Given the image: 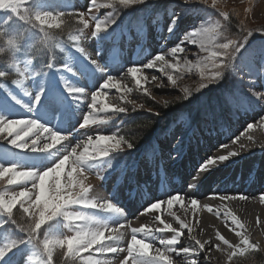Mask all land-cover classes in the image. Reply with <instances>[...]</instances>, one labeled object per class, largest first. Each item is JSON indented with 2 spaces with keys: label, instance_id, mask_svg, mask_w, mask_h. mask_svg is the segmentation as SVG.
Returning <instances> with one entry per match:
<instances>
[{
  "label": "rangeland",
  "instance_id": "rangeland-1",
  "mask_svg": "<svg viewBox=\"0 0 264 264\" xmlns=\"http://www.w3.org/2000/svg\"><path fill=\"white\" fill-rule=\"evenodd\" d=\"M170 1L172 2L170 3ZM6 2L9 3V7H0V22H2V19L4 21L9 18L7 25L9 37H6V35H3V31H0V52L2 50L1 48H5L6 46L11 48L8 57L6 58V65H8V68L2 69L1 65L3 64L0 63V71H9L12 74H16L19 79L24 81L23 88H26L28 92L35 91L36 88L37 92L41 89H45L42 94L43 97H41L40 102L37 104H33L32 98L36 95V91V93L33 94L32 92H29L31 95L23 98V102L29 107H26L27 111L23 113L24 116L21 118L28 117L30 119V116H32L33 119H35L36 109L45 111L49 106L47 102L49 103L52 95H54V92L56 91L59 95V92L55 89V87L53 88L54 83L51 82L53 76L50 75L55 72L58 65L65 64L64 67H76V70L78 71L85 69L86 63H89L92 67V63L84 54L86 53L92 60H96L101 66L100 69L96 68L95 65L93 67L98 70L104 69V75L106 76V74L112 75L108 74L112 71V69L107 66V62L102 60L103 56L110 55L113 59L119 61V66L117 67L118 74L112 75L116 80L114 83L117 82V80L119 82L117 87L108 89L107 91L100 90L99 87L95 89L102 93H107V95H101L98 97V102L95 107L97 109H101L103 104H109L112 106V108L96 113L105 118L111 117L107 122H100V126L96 127H94L93 124L87 125L85 128L80 127L84 114L91 111L88 108V104L91 103L90 98L80 104L79 117L80 115L81 117H78L79 121L69 124L70 129L62 132L64 133V137H67V139L62 145L57 146V148L53 150H46L37 154H22V151H24L23 149L17 148L16 146L8 143V140L11 139V137H7V134H0V163H15L18 166V170L28 168V166H23L19 162L21 155H25V157L29 160H35V162L38 163L37 167L35 168L32 166L33 168H30L41 171L54 165V163L60 158H68L66 169L60 174L61 185L57 193H47L45 200H39V197H35L33 192L32 199L39 201L41 211L45 210L44 204L46 201L52 204L55 203L56 199L59 197L67 198L69 193H78L81 186H92L88 196L89 199H93V196H91L92 192H94L96 197H99V194L105 189L103 188L102 190V184L104 183L103 180L106 181L109 177L108 175L112 173V169H110L109 164H103L101 161H98L96 163L92 162L91 164L85 162L84 165H79L76 161L77 157L80 156L89 136L93 139H95L98 134L113 136L115 139L122 137L118 135L117 132H120L123 127H119L116 123L110 124L114 116L122 113L114 112L113 108L115 106L125 109L127 122L128 119L133 117V115H143L145 118H150L151 121H153L155 131L160 130V132H162V137L158 139L157 142V149L164 146L167 148L169 147L171 150L176 148L178 150L179 145L182 142L181 152L176 153L178 158L179 156H183L185 153L188 139V145L189 143L193 145L200 144L203 140H207L211 136L220 134L224 127L221 128L220 123L217 125L210 124L213 122L211 119L216 116H214V114L209 115L207 106H204L203 110L205 116H200H204L205 118L202 121V125L199 128L197 127L193 133V128L186 122V115L179 114L177 116H172L173 114L167 112L170 108L168 109L165 104L176 99H179L178 103L182 104V102H187V100L197 96L198 93L206 90L210 86L220 89L223 87L225 75L229 76L233 74L234 77L231 78L234 80L233 83L235 84L233 85L230 82V89L232 91L225 93V104L223 105V108H225V111L227 112V119H230L227 125L228 128L226 127V131L231 130L234 126H236V121L240 118L250 117L255 114H259L260 118L263 117L264 121V51H262V47H264V0H215V7H213V0H169L170 4H166L164 9L159 11H155L151 7L142 11L138 9V7L133 6L141 2L124 6L120 5L118 0L116 3L115 0H96V6L92 9L93 19L89 20V26L87 28L79 23V18L74 14V12H85V18H87V13L89 11L88 0H6ZM144 2L145 0H142V3ZM116 8H121L122 11L116 12ZM45 11L52 12L54 15L70 13L72 11V13L76 16L75 20L77 25L71 30L68 29V26H63L62 23L60 27L50 28L48 24H41L35 19L37 13H43ZM228 12L231 17L233 15L237 18V21L234 20L237 24L240 22L242 27L245 26L246 29L252 30L251 32L254 33H252L251 36H248L249 32H245L246 34L243 36L238 33L231 34L228 31L226 33L224 25L227 18L223 14H227ZM58 18L61 20V16ZM96 19L101 22L100 32H103L104 35H106L105 38L98 36L97 39H95L96 37H93L92 35L93 31H95ZM112 20L115 22L111 23L110 21ZM50 23L55 22L50 21ZM106 23L108 24L107 30L104 29V25ZM216 25H220L222 29V34L216 37V43L226 42L224 37L236 39L239 43H246L245 37H248V40L250 41L247 43L246 49L242 50L235 56L229 57L231 67L225 69L219 79L208 81L207 79L202 78L201 70L204 69L206 65L210 67V61H207L204 58L208 57L209 52L214 51L215 49L209 48V51H202L199 43H190L188 40H185V37L196 28H211ZM13 26L17 28L16 32L14 31ZM261 31L263 33H260ZM113 40L116 42L111 43ZM181 41L187 43L181 46L184 50L182 52H178L175 56L171 55L170 50ZM204 42L207 45V38H204ZM80 45L83 47L84 53L75 49ZM153 45L156 48H153ZM74 51L75 53L73 54V58L72 53ZM33 52L35 53L38 61L44 59L40 68H35L32 65L30 55ZM165 52H167V54H165ZM133 53L137 55L136 65L135 63H131L132 61H124V58H129V56L130 58H134L132 56ZM157 54L164 55L165 60L168 61L167 66H161L160 63L157 62L155 68L140 69L135 77L132 76L131 73H128L127 69L129 67H142L149 60L154 59ZM72 59L79 62L71 63ZM177 62H179L180 67H173V65H176ZM17 68L19 69V73L16 71ZM60 69L63 68H58L56 71ZM42 72H45V76H48V87L46 83L41 82L38 86H34L33 90L29 89L27 84L30 82L33 84L35 80L38 79V76H41L40 73ZM25 74H27L26 78ZM36 74H38L37 77L35 76ZM168 75L173 76V79L175 80L174 84L167 79ZM206 75L207 72L205 71V76ZM137 79L140 80L139 85L136 83ZM0 83L6 85L7 88V90L0 88V114L8 116L9 118H18V115H23L20 112L19 114L9 116L10 112L12 114V110L14 108V99L12 96L17 98L20 90H10V85L5 84L2 79H0ZM201 83L206 84V87L200 88ZM99 84H102V82L98 83V86H100ZM75 87L85 90L82 86ZM49 88H51V90L48 91L50 94L47 92V89ZM184 89H188L191 95L185 93ZM85 91L88 92L89 90ZM9 93H11V95ZM186 96L187 98H185ZM77 99L80 100L81 98L77 97ZM59 100H61V98H59ZM64 103L65 102H61L60 104V108L63 109V111L61 109L59 111L62 112L57 111L59 109L58 107V109L56 108V110L53 111L54 115H51L53 119L56 118V115L60 116L61 114L64 115L67 113L63 107V105L66 104ZM71 106L73 105H70V107ZM252 107H255V109L252 110ZM230 108L231 110L229 111L228 109ZM52 117H50V119ZM67 118L68 123L78 119L71 118L70 111L68 112ZM75 124H77V128L71 130ZM178 135H180V138H178ZM60 139H63V137H60L55 141L51 139L43 141L38 147L40 149H44L46 145L52 147L55 144H59ZM191 144L189 146H191ZM256 144L257 141L254 142L251 140V142H245L242 145L250 147L251 145L254 146ZM121 147L124 149L127 147V144L122 143ZM229 148L234 151L233 148ZM30 150L33 151L32 148H30ZM252 167H254V165H252ZM81 168L83 169L84 177L87 179H80L79 170ZM71 170L76 178V181L73 184L68 183L69 177L67 173ZM142 170L143 169H141V171ZM63 175L64 177H61ZM112 175H110V177ZM215 175H217V173H214V177ZM148 176L151 177V175ZM132 178L134 177L132 176L130 179ZM26 184V187L29 189L32 188L31 181H27ZM111 184L114 186V183ZM107 185L110 184L107 183ZM144 185L147 186L146 183ZM22 187L13 188L5 182L2 186H0V191H20L22 190ZM132 189L135 188L130 187L126 190L127 192H130ZM145 195L146 194L140 196L137 195L138 197L136 196L137 198L133 200V204L137 207V209L141 205H139L138 198ZM256 196H258V194ZM146 197L148 198V196ZM104 199L101 200V202H103ZM95 200L99 201L98 199ZM110 201L113 202L111 199ZM116 205L122 210V212H125L121 205ZM27 206L28 205L25 204V207ZM74 209H77L78 212L86 213L94 217L98 216L99 221L102 220V215L100 213H96L92 209H88V207L83 209L81 206H77V203L70 204L67 210L74 212ZM14 213L17 217L27 220L26 223L21 225L27 230L31 221L26 214H23L19 204L14 207ZM118 214L120 215L121 213ZM138 214L139 213H137V215ZM0 218L6 220V217ZM115 219H117L115 221L116 224L120 222L119 216ZM130 219L129 220L132 221L133 217ZM155 219H153V221ZM75 222L78 223L82 221L75 220ZM75 222H72V229H69V222L65 221L62 217H57L48 224L42 226V229L37 233V235H32L31 240H39L38 242H41L49 237L63 238L65 234H74L73 229L77 224ZM84 222L85 224L88 223L87 221ZM113 223L114 222L112 221L109 225L111 226ZM91 226L95 227L94 224ZM112 226L114 227V224ZM11 227V224L9 228H7L5 224L0 226L1 246L5 245L6 243L4 242L9 240L8 234L11 233V230H14ZM131 227L135 228L136 225ZM146 227H151V223H146ZM17 233L26 235V233L20 230ZM137 238L141 239V237ZM248 238H250L249 240L251 242L258 244L259 247L257 250H250L244 255H234L231 259L228 257L219 259L207 258L205 264H238V260L245 259L247 255L254 254L255 251L260 252L263 256V261L257 263L252 262V264H264V240L261 241L260 239H256V236L254 235H251ZM24 241L26 242L25 244H22L21 251L26 252L28 256L25 264H46V261L41 259L42 253L37 248V244L28 240ZM120 244L114 243L113 246L122 247ZM38 245L44 249L42 244L38 243ZM44 251L46 252L45 249ZM62 251L63 259L61 258L60 261L63 262L57 264H64V262L67 264H77L76 260L82 264V258L89 255H92L97 259H108L109 257V254L107 253L103 255L100 254V256L95 255L93 254L94 250L90 249L82 252L79 257L73 256L72 258H65L66 256L64 250L58 246L54 247L53 255L55 252H59L60 254ZM114 255L116 254H112L110 256ZM21 257L22 256H20L16 262L11 261L9 264H23V257ZM249 257L251 258L252 256ZM113 259H115V256ZM186 259L191 260L192 262L194 259L197 261H199V259L202 260V257H198V259L192 258L190 254H187ZM46 260L48 259L46 258ZM129 260L130 264L131 259Z\"/></svg>",
  "mask_w": 264,
  "mask_h": 264
},
{
  "label": "bare ground",
  "instance_id": "bare-ground-1",
  "mask_svg": "<svg viewBox=\"0 0 264 264\" xmlns=\"http://www.w3.org/2000/svg\"><path fill=\"white\" fill-rule=\"evenodd\" d=\"M157 37V36H156ZM133 42V41H132ZM131 43V42H130ZM180 43V42H178ZM187 44L183 42L182 45ZM181 45V46H182ZM153 48H156L153 45ZM164 48V47H163ZM75 51L72 53V55ZM167 54V52H165ZM78 55V54H77ZM134 58H124V61L135 63L137 62V55L133 53ZM131 56V57H132ZM139 57V56H138ZM74 58V55H73ZM98 59V58H97ZM129 59V60H128ZM104 62H107V66L111 67V72L108 74H118V66L119 61L113 59L110 55L103 56ZM146 61V60H145ZM79 61H75L72 59L71 63H78ZM93 65V64H92ZM139 65V64H138ZM64 67V65H59ZM86 68L81 70H76V67H70L72 71H68L66 69H55V72L52 75L51 82L54 83L53 88L59 92H54L49 103L47 102L48 107L46 110L36 109V117H34L38 122L45 124V126L55 130L59 133H62L68 130V124L77 122L79 120V109L80 104L85 102V100L91 98V92L94 91L97 87L100 90H108L107 88H101L98 86V83L102 82L103 79H106L104 75L105 70L95 69L91 67L89 63H86ZM69 67V66H68ZM138 67V66H137ZM139 69H147L141 66ZM94 70V74H93ZM124 70V68H123ZM120 71V70H119ZM118 71V72H119ZM46 74L41 75L35 82L28 83V88L33 90L34 86H38L41 82L47 84L48 87V76ZM107 75V74H106ZM27 74H25V78ZM63 78V79H62ZM116 81V80H114ZM118 81V80H117ZM24 82V81H23ZM71 84L74 86H82L85 90L88 91V96L81 98L78 100L77 98L69 95V93L65 89V84ZM32 87H31V86ZM45 86V85H44ZM51 87V86H50ZM73 91H77V89L73 88ZM44 88V87H43ZM13 91L20 90L17 87L12 89ZM45 90V89H44ZM43 90V91H44ZM51 88L47 89V92L50 91ZM24 93L35 91H27L26 88H22ZM21 90L19 91V95L17 99L22 103H17L14 100L12 114H19L20 112L23 114L26 112V105L23 102V98L27 97L23 94ZM48 94H50L48 92ZM53 94V92H52ZM34 97V96H33ZM32 97V98H33ZM43 97V95L41 96ZM61 98V100H59ZM61 102H65L63 107L66 110V114L57 116L56 113L62 112L63 109L60 108ZM73 105L70 107V105ZM59 109H58V108ZM58 109L55 113L56 120L53 119L51 115H54V110ZM78 108V109H77ZM62 111H59V110ZM70 111V117L73 119H78L76 121L68 123V112ZM31 112V111H30ZM27 114V113H25ZM1 115V114H0ZM23 115H18V118H21ZM8 117V116H7ZM50 117H52L50 119ZM58 117V119H57ZM28 118V117H27ZM30 119H33L30 116ZM261 121V122H260ZM252 124V128H248V125ZM64 134V133H62ZM39 136V145L42 144L43 141H47L51 139L48 137L45 139L44 133H38ZM35 137H26V141L29 143V148L23 149L22 154L27 153V155L32 153H39L42 151H31L30 148L32 139ZM180 138V135H178ZM238 138V140H237ZM234 140H237L236 143H233ZM257 141L256 145H251L250 147L243 145L245 142ZM182 143V142H181ZM180 143L179 148L169 149V147H165V150H162L156 157L155 160L158 162L155 166L154 163L152 165L145 166L147 170L144 175H141V169L137 168L133 174L130 175V172H126L122 179L116 180L113 179L110 183H114V186H107V180H103L102 190L105 188L100 194L99 197L94 195V192L91 193L93 199H98V203H102L101 200H113V203L121 205L125 212L112 213L104 211L101 208H90L96 213H100L102 215V223H107L108 225L115 219L116 217H120L119 224L131 226L141 227V225L146 226V223H151V234L145 235L144 233H137V237H141V239H145L146 242H149L153 245V248L150 249L152 255H155V248H163V245L159 243L162 239H170L174 234L170 230L160 231L159 229L163 228V224L156 220V216H160L161 220L164 223L171 224L173 228H176L181 231V236L179 243L175 246V251L168 253L170 257L171 264H192L191 260H187V254H180V248L189 247V248H198V245L195 244V240L209 241V244H206L204 249H200L196 256L191 255L192 258L202 257V260L199 259L198 264H205L207 258L208 259H219L228 257L232 249L223 245L216 238V231H220L232 244H240L241 238L238 237L235 233L237 231L243 232L248 237L251 235L256 236V239L264 240V121L263 117H259V114H255L250 117H246L243 120L236 123L231 130H228L222 134H217L214 137H210L207 140H203L202 143L191 145L186 148L183 156H176V153L181 152ZM38 145V146H39ZM222 145H227L228 148L225 149ZM229 147L233 148L231 150ZM172 148V147H171ZM228 151H232L236 153V155L229 157L225 161H217L215 164L211 165L205 171L200 170V165L206 163L209 157L215 158L218 155H227ZM175 154V156H174ZM19 158V162L23 166H28V168L37 167L38 163L35 160H29L25 157V155H21ZM11 160V159H10ZM154 160H152L153 162ZM151 162V161H150ZM252 165H255L252 168ZM33 166V167H32ZM236 170H238L236 174ZM72 171V170H71ZM73 172V171H72ZM214 173L217 175L214 176ZM252 173V175H250ZM136 175L138 178H143L145 180L148 178L149 180L145 183H142V179L136 180ZM148 175H151L148 176ZM221 175V176H220ZM134 177L130 179L131 177ZM142 176V177H141ZM61 177H64L61 176ZM69 177V176H68ZM74 177H69L68 180H72ZM142 180V181H141ZM76 178L73 180L72 184L75 183ZM27 183V182H24ZM142 183V187L140 184ZM109 184V183H108ZM139 184V186H138ZM243 185H247V190H243ZM13 188L22 187V184L11 185ZM113 186V187H112ZM107 187V188H106ZM135 188L130 192H127V188ZM146 194L145 196H141L144 198L143 202H139L140 207L134 206L133 200H135L138 196ZM258 194V196H256ZM138 195V196H137ZM172 195H180L183 197L182 200L174 201L173 205L169 207L166 203H162L160 209L151 210L148 213H143V208L148 207L151 203L156 201H166ZM210 197H209V196ZM137 196V197H136ZM148 196V198L146 197ZM139 197L138 200L141 198ZM209 197V198H207ZM220 197H224V199H220ZM195 199L197 201V205L195 209L192 208L191 200ZM136 200V201H138ZM137 204V202H136ZM138 205V204H137ZM138 205V206H139ZM120 206V207H121ZM87 206H81V208L85 209ZM211 208V211H209ZM230 212L234 214L243 225V228H238L236 225L232 224L230 218H226L224 213ZM137 213H139L137 215ZM218 213V214H217ZM96 217V216H95ZM131 217L133 220L130 221ZM99 220V217H96ZM164 218V219H163ZM115 219V220H114ZM130 219V220H129ZM153 219H155L153 221ZM259 219V223L257 220ZM75 221V220H74ZM79 221V220H78ZM181 221L188 225L187 228H181ZM113 223V224H114ZM95 227H99L100 225L94 224ZM131 228L126 227L123 228L124 237L121 241L117 242L122 247L127 248V243L131 239ZM190 229V231H189ZM195 238V240L193 239ZM250 239V238H249ZM217 243L221 244V247L218 249L215 247ZM94 250V248H93ZM95 255H99L100 253H95ZM108 259L112 262V264H119L120 260H123L125 256H127V252H122L118 256H110ZM22 256L23 264L27 261V253L21 251V247L16 249L10 255L5 257V261L3 264H9L11 261L16 262V260ZM21 257V258H22ZM130 261V260H129ZM128 261V264H129ZM131 264V263H130Z\"/></svg>",
  "mask_w": 264,
  "mask_h": 264
},
{
  "label": "snow or ice",
  "instance_id": "snow-or-ice-1",
  "mask_svg": "<svg viewBox=\"0 0 264 264\" xmlns=\"http://www.w3.org/2000/svg\"><path fill=\"white\" fill-rule=\"evenodd\" d=\"M117 0H115V3ZM137 2H142V0H118L120 5L128 6L130 4H134ZM113 3V2H112ZM96 6V0H88V8L89 11L87 13V18H85V12H77L75 11L74 14L79 18L78 21L81 25L85 28L89 26V20L93 19L92 16V9ZM213 7H215V0H213ZM227 18V14H223ZM114 23L115 21H110ZM175 23V21H174ZM108 24L104 25V29L107 30ZM101 31V22L96 19L95 20V31H93V37L97 36V33ZM171 31V29H170ZM222 34V29L220 25L213 26L211 28H196L193 32H191L188 36L185 37V40H188L190 43H199L200 49L202 51H209V48H214V51L209 52V56L205 57L204 59L210 61V67L207 65L204 69L201 70V76L208 81H214L219 79L222 76V73L225 69L231 67L229 63V57L235 56L239 54L242 50L246 49L248 37H245L246 43H239L236 39H230L224 37L226 42L223 43H216V37ZM252 32L249 31L248 36H251ZM204 38H207V45L204 42ZM183 41L176 44L171 50L170 54L175 56L178 52H182L184 49L181 47ZM77 51L84 53L83 47L80 45L78 48H75ZM262 51H264V47H262ZM86 57L90 60V62L96 66V68L100 69V65L96 60H92L91 57L84 53ZM99 54V53H98ZM157 62L160 63L161 66H167L168 61L165 60L164 55L157 54L154 59L149 60L146 64L142 67L147 69H153L156 67ZM173 67H180L179 62ZM68 71H72L71 68L68 66L61 67ZM140 69L137 67H129L127 69L128 73H131L132 76H136L137 72ZM17 73H19V69H16ZM205 71L207 75L205 76ZM8 73L0 71V79L7 77ZM63 79V78H62ZM167 79L175 83L172 75H168ZM115 78L112 75H106V79H103L101 88L112 89L117 87L119 82L114 83ZM137 85L140 84V80L137 79ZM12 84L19 88L22 91L23 88V80L22 79H15L12 80ZM73 85L65 84V89L69 93V95L77 98H83L88 96V92L84 89L79 87H75L77 91L72 90ZM206 87V84L201 83L200 88ZM0 88H4L7 90L6 85L0 83ZM185 93L191 95L188 89H184ZM23 92V91H22ZM11 95V93H9ZM24 95H31V93H24ZM43 94V90L41 89L36 93L33 97V104H37L40 102L41 96ZM101 95H107V93H102L98 90H94L91 92V103L88 104V108L91 110L90 112L84 114L83 121L80 123L81 128H85L87 125L96 124L98 121L96 118V113L102 110H106L112 108L109 104H103L101 109H97L95 106L98 102V97ZM17 103H22L19 101L15 96H12ZM187 98V96L185 97ZM81 100V99H80ZM29 107V106H26ZM114 112H124L125 109L119 106H115L113 108ZM248 128H252V124L248 125ZM44 133L45 139H47L50 135L51 140L55 141L57 138L63 137L60 139L59 144H55L52 147L45 146L44 149H40L39 145V136L38 133ZM0 134H7V137H11L8 140V143L11 145L16 146L20 149L29 148V143L26 141V137H35L32 139L31 146L32 149L35 151H46V150H53L63 144V142L67 139L64 137V134L59 133L51 128L45 126L44 124L38 122L35 119L29 118H9L5 115H0ZM238 140V138H237ZM237 140H234L233 143H236ZM122 143L127 144V148L130 149L133 147L132 143L127 142L124 140L123 137L119 139H115L113 136H106V135H96L95 139L91 136L88 137L87 142L80 154L77 157L76 163L79 165H84L85 162L91 160L102 159L104 157L109 156V154L116 150L122 151ZM223 148L227 149V145H222ZM243 147V145L241 146ZM91 149V151H90ZM236 155V153L232 151H228L227 155H218L215 158L209 157L206 163L200 165V170L205 171L211 165L215 164L217 161H225L229 157ZM63 158H60L57 162L62 161ZM67 160H64L62 163H58L55 171H46V169L51 168L52 166L44 169V170H36L31 168H25L23 170H18V166L15 163H0V186H2L5 182L7 185H16L22 184V190L20 191H0V217H6L7 221L14 225L18 230L27 234V240H31L33 234H36L42 229V226L48 224L50 221L54 220L57 217H62L64 219L63 214L68 212V206L73 204L68 202L66 198L59 197L56 199L55 203L58 205H63L55 215L51 213H45L44 218L40 220L39 225L37 226L36 221L40 218V206L38 200L32 199V194L34 192L35 197H39V200H45L47 193H57L60 185V174L63 170L66 169ZM55 162L54 164H57ZM80 179H87L83 175V169L80 170ZM67 175L69 177H73V172L68 171ZM69 180L68 183H72L73 180ZM27 181H31L32 188L29 189L26 187ZM91 185L88 186H81L80 191L82 188H87L86 192H83L78 199L81 201L80 204L90 207V208H101L104 211L112 212V213H121L122 210L112 201L104 200L102 203H98L95 199H89V193L91 189ZM78 192V193H79ZM75 194V193H69ZM69 196V195H68ZM183 197L180 195H172L166 201H156L151 203L148 207L143 208V213H148L151 210H158L161 207L162 203H166L169 207L173 205L174 201L182 200ZM220 199H224V197H220ZM87 201V203H85ZM47 202V201H46ZM19 204L20 208L23 211V214H26L31 221L29 224L28 229L26 230L23 226L18 225L15 219L14 207ZM25 204L28 206L25 207ZM192 208L195 209L197 205V201L195 199L191 200ZM211 211V208H209ZM82 218L78 219L79 221H87L88 223L85 224H76L73 232L74 234L72 237H49L46 240H42L41 244L47 252L48 260L47 264H53V250L54 247L58 246L64 250L65 256L72 258L73 256L79 257L82 252L87 250L93 249L95 253H100L101 255L110 253L116 254L117 256L122 252H127V256L123 258V260L119 261V264H128L129 259H131V264H171L170 257L168 253L175 251V246L179 243L181 231L173 228L171 224L164 223L161 220L160 216H156V220L160 221L163 224V228L159 229L160 231L170 230L174 233L170 239H162L159 241L163 248H155V255H152L150 249L153 248L149 242H146L145 239L137 238V233H144L146 236L151 234V229L147 228L144 225L137 228H131V239L127 243V248H121L117 246H113L114 243L121 241L124 237V232L122 229L124 227H131L130 224L123 225L117 223L114 227L108 225L107 223H102L96 217L91 216L86 213H82ZM218 214V213H217ZM226 218H230L232 224L236 225L238 228H243L240 220L232 213L225 212L224 213ZM50 217V218H49ZM67 221V220H65ZM67 222H74V221H67ZM259 219L257 223H259ZM5 223V219L0 218V226H3ZM181 223V228H187L188 225L185 224L183 221ZM92 224L100 225L99 227H92ZM190 231V229H189ZM238 237L241 238L240 244H232L220 231H216L215 235L218 241H220L223 245L227 246L228 248L232 249V252L229 254V259H231L234 255H244L245 253L249 252L250 250H257L258 244L251 242L247 235L243 232L237 231L235 233ZM195 240V238H193ZM69 240H71V246H69ZM22 241L11 240L7 242L5 245L0 246V264H3L5 261V257L8 255L9 252L19 243ZM209 241L195 240V244L198 245V248H189L183 247L179 249L178 255L180 254H191L196 256L200 249H204L206 244H209ZM95 246V247H94ZM216 248H220L221 244L217 243L215 245ZM82 264H112L111 261L105 259H97L92 255L85 256L82 258ZM192 264H198L197 260H193Z\"/></svg>",
  "mask_w": 264,
  "mask_h": 264
},
{
  "label": "trees",
  "instance_id": "trees-1",
  "mask_svg": "<svg viewBox=\"0 0 264 264\" xmlns=\"http://www.w3.org/2000/svg\"><path fill=\"white\" fill-rule=\"evenodd\" d=\"M172 1H170L171 3ZM169 0H145L144 3H139L137 5H133L134 7H138L140 10L148 9V8H153L155 11H159L164 9L165 5L170 4ZM116 12H121V8H116ZM76 16L73 13H62L61 20L64 21L63 26H68V29H73L77 25L76 22ZM8 19L1 20L0 22V31H3V35H6V37H9V32L7 29L8 25ZM237 21V18L232 15L230 16V13H227V20L225 21L224 29L231 34L233 33H238L239 35H245L247 32L252 31L249 29H246L245 26L242 27V25L237 24L235 21ZM11 22V21H10ZM14 31H17V28L13 26ZM230 28V29H229ZM246 32V33H245ZM254 33V32H252ZM256 33V32H255ZM260 33H263L262 31ZM237 34V35H238ZM9 46H6L5 48H1L0 52V63H2V69H7L8 65H6L7 61L6 58L8 57V54L10 52ZM32 57L34 58V61L37 62L38 59L35 55V53H31ZM44 62V59H41L38 61V65L41 66V63ZM8 73L7 77L3 78L5 81H10L13 77L14 74L10 73L9 71H6ZM234 77L233 74L227 76L225 75V78L223 80V87L220 89H216L215 87H208L206 90H203L202 92L198 93L197 96L193 97L190 100H187V102H182L178 103L179 99H176L171 102H167L165 106L170 110L167 112H170L173 115H176L180 112H185L186 115L190 118L191 121H193L197 125H202V121L204 120V106H207V111L210 114H214L216 116L215 118H212L211 120L213 121L210 123L211 125H217L218 123L224 122L228 116L227 112L225 111V108H223V105L225 104V93L231 92L232 90L230 89V82L235 85L233 82L234 80L231 78ZM234 87V86H232ZM235 88V87H234ZM149 103V102H147ZM163 107V106H162ZM235 107V106H234ZM164 108V107H163ZM161 110V109H160ZM229 111L231 110L228 109ZM163 111V110H161ZM204 115V116H200ZM155 132V126L153 121H151L150 118H145L143 115H133L130 119H128V122L126 125L123 126V129L120 131V135L123 136V138L129 142L132 143L133 147H140L144 143L148 142L152 135ZM18 218V219H16ZM15 219L18 225H22L23 223H26L27 220L24 218L17 217L15 214ZM21 219V220H20ZM11 224L10 222H8ZM12 225V224H11ZM12 227H15L12 225ZM16 228V227H15ZM12 240H17L19 241V237L17 235H12L11 236ZM249 256H252L251 258ZM53 262L54 264L63 262L60 261L61 258L63 259V251L62 253L60 252H55L53 255ZM66 258V257H65ZM263 261V256L260 254V252L255 251L254 254H249L245 257L243 260H238V264H252V262H261ZM64 264H67L64 262Z\"/></svg>",
  "mask_w": 264,
  "mask_h": 264
},
{
  "label": "clouds",
  "instance_id": "clouds-1",
  "mask_svg": "<svg viewBox=\"0 0 264 264\" xmlns=\"http://www.w3.org/2000/svg\"><path fill=\"white\" fill-rule=\"evenodd\" d=\"M0 7H9V3H7L6 0H0ZM59 16H62V13L54 15L52 12L45 11L43 13H37L35 19L38 20L41 24H48L50 28L60 27L61 23H64V21L60 20L58 18ZM50 21H54L55 23H50ZM64 160H67V157H64L62 161L57 162V164H54L51 168L46 169V171L54 172L56 167L58 166V163H62ZM86 191H87V188H82L81 192L75 193V194H69V196L66 199L68 202H71V203H80L81 201L78 199V197L81 196L83 192H86ZM85 203H87V201H85ZM61 207H63V205H58L56 203L50 204L48 202H45L44 204L45 210L40 211V218L36 221L37 226L39 225L40 220L44 218V215L46 212L51 213L52 215H55ZM63 216H64V220H67V221H74V220H78L82 218V214L80 212H72V211L65 212ZM68 227L69 229H72V223L69 222ZM72 235L73 234H65L63 238L72 237ZM69 246H71V240H69Z\"/></svg>",
  "mask_w": 264,
  "mask_h": 264
}]
</instances>
